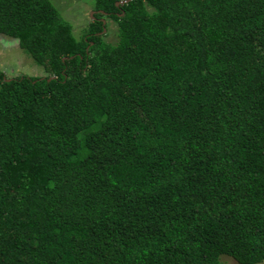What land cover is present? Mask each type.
I'll list each match as a JSON object with an SVG mask.
<instances>
[{"label": "trees", "instance_id": "16d2710c", "mask_svg": "<svg viewBox=\"0 0 264 264\" xmlns=\"http://www.w3.org/2000/svg\"><path fill=\"white\" fill-rule=\"evenodd\" d=\"M91 1L0 0V264L262 263L264 0Z\"/></svg>", "mask_w": 264, "mask_h": 264}, {"label": "rangeland", "instance_id": "374dc122", "mask_svg": "<svg viewBox=\"0 0 264 264\" xmlns=\"http://www.w3.org/2000/svg\"><path fill=\"white\" fill-rule=\"evenodd\" d=\"M54 8L59 12L61 18L67 22L76 39L87 27L94 11L91 0H49ZM107 30L102 34L103 42L114 44L116 38V25L112 21H106ZM0 71L7 79L17 76H43L44 72L41 67L34 64L31 58L18 46L12 39L0 36ZM221 264H237L231 258L226 256L220 257ZM260 264H264V261Z\"/></svg>", "mask_w": 264, "mask_h": 264}, {"label": "water", "instance_id": "95a60500", "mask_svg": "<svg viewBox=\"0 0 264 264\" xmlns=\"http://www.w3.org/2000/svg\"><path fill=\"white\" fill-rule=\"evenodd\" d=\"M103 24H104V21H103ZM104 31V30H103Z\"/></svg>", "mask_w": 264, "mask_h": 264}]
</instances>
